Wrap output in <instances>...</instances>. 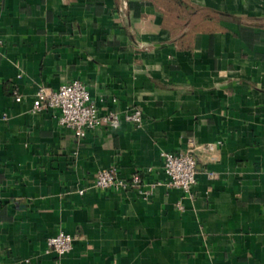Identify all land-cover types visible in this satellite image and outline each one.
I'll return each mask as SVG.
<instances>
[{
	"label": "crops",
	"instance_id": "obj_1",
	"mask_svg": "<svg viewBox=\"0 0 264 264\" xmlns=\"http://www.w3.org/2000/svg\"><path fill=\"white\" fill-rule=\"evenodd\" d=\"M0 39V264H264V0H0ZM73 79L142 122L77 137L32 110ZM190 137L189 192L92 184Z\"/></svg>",
	"mask_w": 264,
	"mask_h": 264
},
{
	"label": "built area",
	"instance_id": "obj_2",
	"mask_svg": "<svg viewBox=\"0 0 264 264\" xmlns=\"http://www.w3.org/2000/svg\"><path fill=\"white\" fill-rule=\"evenodd\" d=\"M13 93L16 100H21L22 96L17 89H13ZM34 96L33 111L45 108L57 110L59 123L71 129L77 137L84 136L89 129L102 126L117 127L122 120L135 124L142 122V111L139 108L122 114L114 110L100 112L88 88L78 79L63 81L56 88L40 83L35 88ZM194 149V140L190 137L187 146L182 150H162L159 166L161 175L155 173L154 167H148L142 171H134L127 178H121L114 169L101 168L93 177L92 184L102 189H136L139 192L145 188L147 194L159 185L189 192L196 182ZM151 172L155 175L147 178ZM209 173L212 175L211 171ZM83 190L79 189L80 192ZM73 240L72 233L60 229L47 238L46 247L63 254L72 247Z\"/></svg>",
	"mask_w": 264,
	"mask_h": 264
}]
</instances>
